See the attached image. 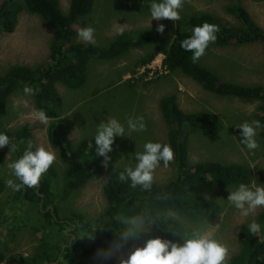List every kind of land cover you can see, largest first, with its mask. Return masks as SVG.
Returning <instances> with one entry per match:
<instances>
[{
    "label": "rangeland",
    "instance_id": "1",
    "mask_svg": "<svg viewBox=\"0 0 264 264\" xmlns=\"http://www.w3.org/2000/svg\"><path fill=\"white\" fill-rule=\"evenodd\" d=\"M238 2L264 28V0H238ZM69 3L70 0H59L62 12L68 10ZM149 3L150 0H95L93 10L74 25L76 39L78 30L87 24L94 29L95 44L99 46L109 44L118 33L124 31L132 36L148 32L158 39V45L167 46L177 30H191L188 18L192 15L210 12L233 24L239 22L237 16L228 10V6L234 3L233 0H184L180 20L176 21L151 20L148 15ZM161 24L164 25L162 32L157 31ZM52 36V28L38 14L23 9L19 14L15 30L11 33H0V75L17 64L34 67L45 64ZM152 49L153 46H141L130 48L127 52L109 59L92 58L87 66L86 82L81 87L72 89L62 83L61 94L64 103L59 111L71 110L68 119L72 132L68 136L73 144L79 143L82 139H91L90 133L95 123L105 120L108 115L121 121L128 116L142 115L145 119L146 131L140 134L134 133L131 138L117 137L115 149L109 156L107 166L103 163L101 165V175L90 179L85 186L74 191L60 204L61 216L72 211H81L95 218L104 211L107 201L103 184L111 172L123 168L124 161H119L121 156L127 159L145 140L167 141V124L163 118L160 101L170 95L177 97L180 108L186 112L213 111L221 120V129L215 135H207L203 132L190 135L188 156L190 164L203 161L245 164L252 172V180H255L254 175L257 170L264 169V130L260 128L258 131V149L249 152L239 144L240 130L236 127L242 121L255 120L259 101L219 96L205 90L197 81L180 70L171 74L155 71L151 77L147 74L149 70L140 74V69L151 65L152 62L139 68L135 67V63L138 58ZM162 55L157 54L153 60L156 59L158 63ZM197 62L213 70L223 81H233L241 85L264 84V44L262 43L224 47L210 43ZM152 65L156 67L155 63ZM121 70H130V78L123 79ZM24 101L27 102V106H24ZM14 103L19 105L18 111L13 110ZM33 109H35L33 97H26L22 90H17L8 100L2 115L3 121L10 131L18 129L27 122L30 123L35 143L50 145L45 134L48 124L42 125L31 119L29 113ZM18 112L23 113V116H18ZM52 148L57 151L58 156L57 162L54 163L58 176L53 182V188L57 190L64 178L66 164L60 158L58 150L53 146ZM0 151L3 152V163L0 164V177L3 181L10 177L6 164L17 156L16 152L8 153L7 146ZM174 176L175 170L171 165L167 169L161 167L156 171L154 183H164ZM233 186L197 184L191 190L221 206L220 213L211 222L194 221L182 215L172 214L183 228L199 223L212 226L210 234L228 246L230 256L239 252L241 240L237 231L242 224H247V218L240 217L223 200L227 198L228 188ZM12 194L13 191L5 186L0 193V226L2 227L0 264L4 263L7 254L34 253L42 236L48 235L46 238L49 241L61 242L62 233L55 226L42 233L40 228L42 217L37 211V206L15 202L11 199ZM261 211L262 209L259 210L258 215ZM38 226L40 230L35 232L34 228ZM81 252L82 250L79 249L76 254L61 253L56 261L59 264H71L69 260H79ZM126 258L127 250L117 253L112 251V245H107L96 251L93 264H120V260Z\"/></svg>",
    "mask_w": 264,
    "mask_h": 264
},
{
    "label": "trees",
    "instance_id": "2",
    "mask_svg": "<svg viewBox=\"0 0 264 264\" xmlns=\"http://www.w3.org/2000/svg\"><path fill=\"white\" fill-rule=\"evenodd\" d=\"M233 1L228 10L237 16V24L210 12L192 15L188 18V23L191 28L203 22L217 25L219 30L213 43L216 46L264 44V28L238 0ZM94 3L95 0H70L68 10L62 12L59 0L0 1V33H11L15 30L23 9L38 14L53 30L45 64L36 67L13 65L0 75V131L5 132L17 145V157L26 147L28 140L35 143L30 123L10 131L2 118L10 96L27 84L36 90L32 96L35 109H43L50 118L46 128L48 141L58 150L60 158L66 164L64 178L57 190H54L53 182L58 176V171L53 164L42 176L38 190L37 186L24 188L13 192L11 198L15 202L37 206V211L42 217V233L55 226L62 233L61 242L49 241L46 238L48 235L39 237L40 243L34 253L7 254L3 264H51L61 253L76 254L79 249L82 250V256L80 255L79 260H69L71 264H93L96 251L112 245L116 237L115 231L120 230L117 216L171 213L168 220L157 221L151 225V229L160 231L156 233L158 235L173 239L172 234L168 232L181 233L184 228L172 214L182 215L194 221L211 222L221 211L219 204L191 192L195 185L230 186L240 181L252 180V172L245 164H223L217 161L189 163L190 135L195 132L215 135L221 129V120L213 111L186 112L180 108L177 97L170 95L161 99L160 107L167 124V141L164 143L170 144L174 150V162L171 166L175 170V176L164 183H154L151 190L144 191L139 187L131 188L126 181H120L119 173L122 169H116L103 184L107 206L102 213L95 218L81 211H72L61 216L60 204L74 191L85 186L90 179L99 177L102 172L103 157L94 154L95 145L92 139H82L77 144L70 140V121L60 114L59 108L63 101L56 87L58 82L72 89L81 87L86 82L88 61L92 58L109 59L127 52L130 48L153 46L150 52L137 59L136 68L149 64L161 53L164 55L163 65L169 74L180 70L205 90L219 96L259 101L255 120L260 121L261 129L264 130V84L241 85L233 81H223L213 70L198 62L193 63L191 53L180 48L181 40L189 36L191 30H177L167 46L158 45V39L148 32L136 36L125 31L120 32L109 44L102 46L77 41L74 25L93 10ZM116 139L117 137L114 139L112 152ZM2 154L0 151V164L3 163ZM254 179L257 183H264V169L257 170ZM3 189L4 183L0 177V193ZM257 219L262 225L261 233L252 236L247 232V224H242L237 231L241 248L230 256L227 264H264V209ZM1 228L0 226V230ZM40 228H34L35 232ZM70 239L71 243L68 244Z\"/></svg>",
    "mask_w": 264,
    "mask_h": 264
},
{
    "label": "clouds",
    "instance_id": "3",
    "mask_svg": "<svg viewBox=\"0 0 264 264\" xmlns=\"http://www.w3.org/2000/svg\"><path fill=\"white\" fill-rule=\"evenodd\" d=\"M183 4L184 0H150L148 15L151 20H180ZM163 29L164 25L161 24L157 31L162 32ZM218 30L217 25L208 22L194 25L191 34L181 40L180 48L190 52L191 61L196 63L210 43L216 41ZM77 39L87 44H95L94 29L86 24L78 30ZM35 91L27 84L22 87V93L26 97L33 96ZM23 104L27 106L26 101ZM12 107L18 111L19 105L14 103ZM29 115L42 125L49 123L50 118L43 109H33ZM18 116H23V113L18 112ZM236 127L240 130L239 144L249 152L257 150L260 121L245 120ZM145 131L146 123L142 115L128 116L123 121L108 115L105 120L95 123L90 133L95 145L94 154L103 157L102 163L107 166L110 160L108 154L113 150L116 137L131 138L134 133L140 134ZM4 146L9 148L8 153L18 151L12 139L0 131V148ZM57 160V151L51 145L28 140L21 154L6 164L10 177L3 180L4 186L13 192L34 188ZM122 160L124 163L119 173L120 181H126L131 188L139 187L141 190L149 191L155 182L157 169L161 167L167 169L174 162V150L168 143L145 140L127 159L121 156L119 161ZM223 200L240 217L247 218L248 234L257 236L261 233L262 225L257 215L259 210L264 209V183H256L255 180L240 181L228 188L227 198ZM170 217L171 213L117 216L116 221L121 227L119 231H115L112 251L118 253L127 250V258L121 259L120 264H227L230 258L228 246L210 234L212 226L206 223L188 226L181 233L168 232L172 234L173 239L156 234L160 231H152V224L168 220Z\"/></svg>",
    "mask_w": 264,
    "mask_h": 264
},
{
    "label": "crops",
    "instance_id": "4",
    "mask_svg": "<svg viewBox=\"0 0 264 264\" xmlns=\"http://www.w3.org/2000/svg\"><path fill=\"white\" fill-rule=\"evenodd\" d=\"M96 39H98V37L96 38ZM77 41H80V42H83V41H81V40H78L77 39ZM51 42V41H50ZM50 42H49V46H48V50L50 49ZM83 43H85V42H83ZM131 49H133V48H131ZM49 53V52H48ZM49 55V54H48ZM91 60V59H90ZM89 60V61H90ZM89 61H88V65H89ZM17 65H19V64H17ZM20 65H26V64H20ZM29 66H32V65H29ZM34 67V66H33ZM123 73H122V78L123 79H128V78H130V75H131V71L130 70H121ZM56 87H57V90L59 91V93H60V95H61V97H62V94H61V88H62V83H60V82H58L57 84H56ZM62 101H63V99H62ZM64 103V101L62 102V104ZM70 111L71 110H65V111H62V110H60V114H61V116H63V117H66V118H68V116H69V114H70ZM47 128V127H46ZM72 131H71V123H70V132L69 133H71ZM45 134L47 135V130L45 131ZM164 142V141H163Z\"/></svg>",
    "mask_w": 264,
    "mask_h": 264
},
{
    "label": "built area",
    "instance_id": "5",
    "mask_svg": "<svg viewBox=\"0 0 264 264\" xmlns=\"http://www.w3.org/2000/svg\"><path fill=\"white\" fill-rule=\"evenodd\" d=\"M163 58H164V55H162V58L160 59L158 63L156 62V59L152 61V64L155 63L156 67L155 65L149 64L147 65V67L141 68L139 73L144 74L147 72V70H149L147 74H148V77H151L155 71H159V73L168 72L166 67L163 65Z\"/></svg>",
    "mask_w": 264,
    "mask_h": 264
},
{
    "label": "water",
    "instance_id": "6",
    "mask_svg": "<svg viewBox=\"0 0 264 264\" xmlns=\"http://www.w3.org/2000/svg\"><path fill=\"white\" fill-rule=\"evenodd\" d=\"M1 149V148H0ZM39 189V185L37 186V190ZM73 237L74 236H72V239H73ZM72 239H70V241H69V243L68 244H70L71 243V240ZM65 247V245H63V248ZM59 259V256H58V258H57V260ZM55 263V261L54 262H51V264H54Z\"/></svg>",
    "mask_w": 264,
    "mask_h": 264
}]
</instances>
